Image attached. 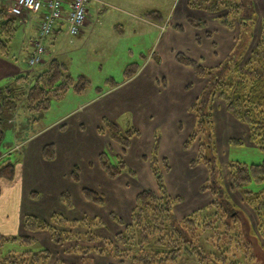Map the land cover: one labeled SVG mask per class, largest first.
<instances>
[{
  "label": "trees",
  "instance_id": "trees-1",
  "mask_svg": "<svg viewBox=\"0 0 264 264\" xmlns=\"http://www.w3.org/2000/svg\"><path fill=\"white\" fill-rule=\"evenodd\" d=\"M188 7L216 16L219 24L230 31L239 27L234 49L217 68H205L183 54L175 56L178 65L190 68L196 78L205 81L203 90L190 107V113L204 131L212 123L213 100L218 99L225 105L226 113L248 129L249 143L264 151V18H258L254 0H189ZM145 18L161 22L160 14L155 12L147 13ZM17 19L0 10L2 59H10L9 45L16 34ZM187 23L194 29L206 28V24L199 20L189 18ZM256 25L259 26L258 35L251 43ZM174 30L180 31L181 28L175 26ZM138 70L137 64L128 65L122 84L131 80ZM28 83L29 76L22 75L10 84L0 86V113L12 114L18 106L29 115L44 113L49 110L52 99L58 100L70 90L76 95H84L90 87V82L83 76L73 80L67 67L55 58L32 79L30 85ZM120 85L111 82L109 90L113 91ZM103 94L97 90V96ZM33 121L38 122L37 119ZM1 123L0 114V145L3 141ZM102 125L109 139L122 151L114 158L106 150L101 152L98 156L100 169L110 180L125 173L134 176L122 155L129 148L131 139L139 136L138 131L133 128L121 130L107 119H103ZM97 131L100 134L104 132L102 128ZM198 131L199 128L184 143V150L194 144ZM197 148L198 154L190 165L205 167L208 173L206 181L210 185L203 184L199 190L201 193L210 191L213 199L204 208V214L191 213L181 219L174 214V207L182 199L168 194L162 171L168 172L169 167L163 159V170L158 168V141L155 140L150 163L157 193L148 189L137 193L128 223L110 213L109 219L122 229L110 237H102L97 230L104 224L97 218L82 215L69 220L53 213L48 220H40L25 215L21 234L0 235V264H70L71 257L76 258V264H100L106 260L114 264H176L182 257L194 259L198 264H264V161L250 166L227 163L229 188L238 193L253 211L257 218L254 230L250 221L229 203L230 196L223 188L222 170L217 159L206 154L207 145L202 144V139ZM41 154L43 160L53 161L54 146H44ZM17 163L12 162L10 154L0 157V182L14 180ZM71 179L73 183L79 182L76 167L72 170ZM253 187L257 190H251ZM81 195L90 204L105 205L103 196L95 191L83 188ZM59 202L68 210L73 206L67 192L60 194ZM38 233L49 236L51 249L35 238Z\"/></svg>",
  "mask_w": 264,
  "mask_h": 264
},
{
  "label": "crops",
  "instance_id": "crops-1",
  "mask_svg": "<svg viewBox=\"0 0 264 264\" xmlns=\"http://www.w3.org/2000/svg\"><path fill=\"white\" fill-rule=\"evenodd\" d=\"M8 1L6 0V3L3 4L2 0H0V10L6 11ZM188 2L189 0H182L178 5L173 6L171 17H168L167 21L162 24L154 23L152 20H145L143 16L147 13L141 15L142 17H134L135 19L138 18L135 21L138 26H150V39L153 40L155 37L153 43L155 44V53L150 54L147 58L142 56L143 61L140 65L137 64L139 70L131 80L121 84L109 93L101 96L96 95L82 105H78L79 109L77 111H79V114L76 116L77 118L75 117L71 120L70 126L73 125L78 130L79 125L82 128L85 127V130L90 128V132L93 134L89 138L87 137L88 139L83 140L84 134H81V131L78 130L73 136H70L69 133L63 134L59 126L65 124L57 121L52 125L53 129L50 131L54 132H51L52 134L49 135V138L33 139L29 143V145H34L32 147L36 155L33 159L30 158V150L28 156H23V161L16 165L14 180L12 182H0V227H8L10 225L16 227L12 233L0 228V235L13 236L21 234V223L25 215L34 214V217L48 220L51 214L56 213L71 220L74 219V215L71 217V213L76 211V209L83 213L79 216L90 212L89 216L91 218L103 216L99 214L102 211L107 213L116 212L125 218V221L123 220L124 223H128L137 193L143 188L149 187V185L151 186L149 188H156L151 167L147 161L145 162L142 159L143 156L150 157L155 140L158 141V160H166L169 167L168 172L163 171L164 183L168 194L172 198L179 197L182 199L183 197L181 196L185 193L192 192L197 194V191L199 192L200 187L208 178V173L201 164L194 167L190 165L195 160L197 151L192 152V147L188 150L183 149L185 143L183 138L186 136L182 131L180 133V129L183 128L184 132L188 134L193 131L196 120L189 110L203 90L205 81L196 78L190 68L178 65L175 62V56L183 54L205 68H217L227 60V57L234 49L238 34L235 29L230 31L220 25L216 16L201 10L190 9ZM254 4L258 18H264V0H254ZM3 6L5 7L3 8ZM189 18L204 22L206 29L198 30L190 27L187 23ZM19 20L20 28L24 35L21 50L25 52L27 60L32 53V38L35 36L38 20L30 14H24ZM90 23L88 12L87 21L79 35L80 38L88 29ZM175 26L180 27L181 30H174ZM64 31L67 34L64 25H59L56 31L46 40L45 58L43 63L36 67L39 71L36 68L32 71L28 70L26 60L23 63L26 68L22 70L13 60L0 58V86H5L8 84V80H13L22 75L29 76L28 84L30 85L31 80L46 69L51 59L59 60L57 54L50 56L49 48L55 44L57 37ZM205 34H209V37ZM126 87H129V92L121 95ZM188 88H191V90H187ZM125 112L131 115V119L129 118L131 126L125 122L122 127L118 120L126 116L122 115ZM103 118L113 121L121 130L133 128L138 131L139 136L131 139L130 146L125 151V154L122 155V158L126 166H129V170L134 173L135 178L132 181L138 182L139 185L143 184V187H140L141 189L136 187L122 190L118 183L122 177H127L126 174L115 180H110L100 169L98 156L108 148L106 146L109 144L104 141V136L97 133V130L102 127ZM141 125L148 129L146 138H144L141 131ZM214 125L216 126V121ZM237 128L240 132L243 131V125L229 116V131L237 130ZM244 129L245 136H247V128ZM234 134L232 133L233 137ZM50 144L55 148V159L48 162L43 160L41 153L43 147ZM250 147L255 148L253 145ZM120 150H116L117 152L113 150L110 154L118 156L121 153ZM74 167L79 171L78 183H73L71 179ZM32 169H38L34 173L38 180V183H34L42 188L38 192L42 195H49L50 198L48 199L52 201L53 207L48 208V202L43 200L45 199L43 197L33 209L32 207L30 208L29 213L26 209L21 210L20 204L21 202L25 203L29 195L25 189L32 181H29L31 178H27L26 173L30 176ZM150 180L153 181L149 183ZM127 186L129 185L127 184ZM73 187L76 188V191L70 189ZM83 188L102 195L105 200L104 207H98L85 201L81 195ZM63 192L71 194V199L76 197V204L79 207L74 206L75 202L72 199V208L66 209L59 202V196ZM205 193L208 194V192ZM205 193L202 194L206 195ZM123 195L126 197L121 198ZM207 199L208 201L202 203V205L201 203H194L190 208L191 210L185 209L184 213H182L184 216L182 214V216L176 215L177 207L182 204L181 202L174 207V214L178 219H181L188 215V212L191 211V214L209 205L211 203V200H209L211 199L210 196ZM17 208L20 209L17 210ZM107 223L116 228V231L119 230L116 224H113L108 219ZM35 238L41 245L49 249L52 248L49 236L46 233H38Z\"/></svg>",
  "mask_w": 264,
  "mask_h": 264
},
{
  "label": "rangeland",
  "instance_id": "rangeland-1",
  "mask_svg": "<svg viewBox=\"0 0 264 264\" xmlns=\"http://www.w3.org/2000/svg\"><path fill=\"white\" fill-rule=\"evenodd\" d=\"M181 1L182 0H91L88 6L91 23L88 29L85 31L84 35L81 38L79 36V38H71L64 31L61 35L57 37L55 44L50 46L49 48L50 56L57 54L58 59L61 60V62L67 67L68 73L73 80H76L78 77L83 76L90 82V87L87 89L84 95H76L72 92V90H70L60 99H52L50 102L49 110L44 113L29 115L26 114L25 111L20 108V106H18V109H16V111L12 114L4 112L0 113L2 120L1 129L3 132V141L0 145V157H4L10 154V159L12 160V162L18 161L17 164H19L23 161V156H28L29 151L31 150L30 158L33 159V157L36 155L33 151L34 145H29V143L33 139H43L46 137L49 138V135L52 134L51 132H54L50 131L51 129H53L52 125L57 121L64 122L63 124H65L59 126V129L63 132V134L69 133L70 136H73V134L78 129H75L73 125L70 126V122L79 114V111H77V109H79L78 105H82L85 101H89L92 97H95L97 90L102 91V93L104 94L111 92L109 90L111 87V82L122 84L124 79V71L128 65L132 63L140 65V63L143 61L142 56L144 58H147L150 56V54L155 53V44H153L155 37L153 40L150 39V26H138L135 22L136 19L138 20V18L135 19L134 17H142L141 15H144L145 13L155 12L160 14L161 22H159V20H154V23L157 22L159 24H162L163 22L167 21L168 17H171V10L173 6L178 5ZM2 2L3 4H5L6 0H2ZM4 7L5 6H3V8ZM6 12L8 14L7 5ZM143 17L145 18V15ZM30 18L32 17L30 16ZM145 20L149 19L145 18ZM16 26V34L9 45V57L10 60H13V62L17 64L20 69L25 70L27 65H23V63L26 60V54L21 50L24 35L22 34L23 31L20 28L19 19L16 20ZM258 31L259 26L256 25L251 34V43L253 41L254 36L258 35ZM235 32L239 34L238 26L235 27ZM205 35L209 37V34ZM237 38L238 35L236 39ZM251 43L249 37V45ZM36 70L39 71L38 68H36ZM11 80H8L7 83L9 84ZM128 88L129 87H126L125 91L123 90L121 95H124L129 92ZM25 89L26 86L25 88H23V90ZM187 90H191V88H188ZM212 108V123L207 125L208 129L204 131L201 130L199 124L195 121L196 127H194L193 131L188 134L184 132L183 128H181L180 133L182 131V133L185 134L186 137L183 139L186 142L191 136V134L193 132H197L199 128L198 138L191 146L192 152L197 151V145H199L202 139V144L207 145V149H205L206 154L213 155L214 158L217 159V165L222 170V178L224 182L223 188L226 192H228L230 196L229 203L233 204L235 206V210L240 211L247 218V220L250 221L252 228L255 230L257 218L255 217L253 211L244 203L238 193L231 191L229 188V174L227 169V163H239L247 166L256 165L264 161V151L250 147L252 145H250L249 143L248 134L247 136H245V126H243L242 128V132H240L238 128L237 130L229 131V115L226 113L225 105L221 101H219L218 99H214L212 103ZM122 115L126 116H123L121 119L118 120L119 122H117L120 123L122 127L125 125V122H127L131 126V122L129 121V118L131 119L130 113L125 112ZM35 119H37L38 122L33 121ZM215 121L216 126L214 125ZM84 128L79 125L78 131H81L80 133L84 134L82 139L86 140V138H89L93 133L90 132V128L89 130L88 128H86V130ZM101 128L104 130V132L100 134L97 131V133H99V135L101 136H104V141L106 143H109L106 146L108 147L106 148V151L111 152L114 150L115 152H117L116 150L121 149V147H119L109 139V136L105 131L104 127ZM246 130L247 133L248 129ZM141 131L144 135V138H146V135L148 133L147 127L141 125ZM232 133H235L234 137L232 136ZM196 154L198 153L196 152ZM74 155L76 156V154ZM111 157L114 158L116 156ZM142 159L145 162L147 161V163L151 167L150 157L143 156ZM157 162L158 168L160 169V171H162L163 167L161 165V160H158V157ZM36 170L38 171V169H32V174L30 176L26 173L27 178L30 177L31 179L29 181L32 182L28 184L25 189V191H27L29 195L32 193H34L35 195L33 197L28 195L25 203L21 202L20 204L21 210L26 209L29 213L30 208L32 207L33 209L34 206H36V203H38L43 197L45 198L43 200H47L48 202V208L53 207L52 201L48 199L50 198V196L42 195L40 192H38L39 189L42 188L38 184H35L38 183L36 176H34ZM125 174L127 177H122V179H120L118 183L119 186L122 187V190H124L125 188L126 190L132 188L134 189L136 187H138V189H141L140 187H143V184L139 185L138 182L136 183L132 181V179L135 178L134 176H132L131 174L129 175L127 173ZM151 181L153 180H150L149 183ZM131 183L132 185H130ZM127 184L129 186H127ZM203 184L210 185V183H208L207 181H205ZM149 187L151 186L149 185ZM149 187L145 189L157 193L156 188L154 189V187ZM70 189L76 191L75 187ZM142 190H144V188ZM251 190L257 189L253 187L251 188ZM207 192L208 194H211L210 191ZM203 194L199 190V192L197 191V194L189 192L187 194L185 193L182 196L179 195L183 198L182 204L177 207L178 209L176 210V215H181L182 213H184L185 209H190L194 203H201L202 205V203L208 201L207 198H209V196L211 198L209 200H211L212 202L213 199L211 195H208L207 193H205L206 195ZM123 197L125 198L126 196H121V198ZM72 199L75 202L74 206L79 207L78 204H76V197ZM108 205L110 206V204ZM204 208L198 209L193 213L197 212L196 214H204ZM18 209L20 208H17V210ZM190 212H188L189 214L186 216L191 215ZM89 213L90 212L84 213V215L90 217ZM102 213L99 214L103 216L95 217L102 221L104 224L103 228L97 230V234L102 237H110L112 236V234H115L117 232L116 228H113L112 225L107 223V219L112 222L109 219V215L111 212L107 213L106 211H102ZM81 214L83 213H81V211H77L76 209V211H73L71 213V217L72 215H74L73 218L76 219L79 218V215ZM114 214L125 221V218L123 216H120V214L116 212ZM0 228H2L4 231H9L12 233L13 231H15L16 227L10 225L8 227ZM119 229H122V227L119 226ZM79 231L83 232L82 230ZM251 240L254 242V239ZM68 245L72 246L71 244ZM69 263L76 264L78 263V261L76 260V258L71 257ZM100 264L114 263L109 260H106L101 261ZM176 264L198 263L194 259L187 260L186 258L182 257Z\"/></svg>",
  "mask_w": 264,
  "mask_h": 264
},
{
  "label": "built area",
  "instance_id": "built-area-1",
  "mask_svg": "<svg viewBox=\"0 0 264 264\" xmlns=\"http://www.w3.org/2000/svg\"><path fill=\"white\" fill-rule=\"evenodd\" d=\"M90 0H9L7 10L11 17L24 14L35 16L36 32L32 38V53L26 60L29 70L43 63L46 40L64 25L69 37L79 36L85 26Z\"/></svg>",
  "mask_w": 264,
  "mask_h": 264
}]
</instances>
